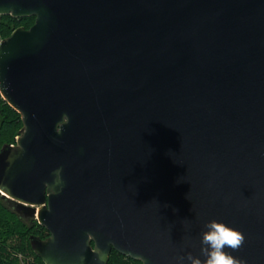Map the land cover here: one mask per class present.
<instances>
[{
    "label": "water",
    "instance_id": "water-1",
    "mask_svg": "<svg viewBox=\"0 0 264 264\" xmlns=\"http://www.w3.org/2000/svg\"><path fill=\"white\" fill-rule=\"evenodd\" d=\"M0 16L34 18L0 40L22 122L0 196L48 232L35 256L203 261L216 220L245 238L226 251L264 264V0H0Z\"/></svg>",
    "mask_w": 264,
    "mask_h": 264
},
{
    "label": "trees",
    "instance_id": "trees-1",
    "mask_svg": "<svg viewBox=\"0 0 264 264\" xmlns=\"http://www.w3.org/2000/svg\"><path fill=\"white\" fill-rule=\"evenodd\" d=\"M33 17H0V40L6 38L17 27L28 29ZM22 122L19 113L13 110L0 96V148L13 144L19 135ZM40 239L48 237V232L36 220L25 221L19 217L9 203L0 196V264H44L33 253L30 236ZM107 264H141L115 251H111Z\"/></svg>",
    "mask_w": 264,
    "mask_h": 264
},
{
    "label": "clouds",
    "instance_id": "clouds-1",
    "mask_svg": "<svg viewBox=\"0 0 264 264\" xmlns=\"http://www.w3.org/2000/svg\"><path fill=\"white\" fill-rule=\"evenodd\" d=\"M59 170H57L58 175ZM59 182V181H57ZM244 236L238 230H235L228 225L210 220L204 223L203 231L201 232V255L200 257L179 256L176 259V264H245V261L233 256L226 249L237 250L243 242Z\"/></svg>",
    "mask_w": 264,
    "mask_h": 264
},
{
    "label": "flooded vegetation",
    "instance_id": "flooded-vegetation-1",
    "mask_svg": "<svg viewBox=\"0 0 264 264\" xmlns=\"http://www.w3.org/2000/svg\"><path fill=\"white\" fill-rule=\"evenodd\" d=\"M1 17V16H0Z\"/></svg>",
    "mask_w": 264,
    "mask_h": 264
}]
</instances>
